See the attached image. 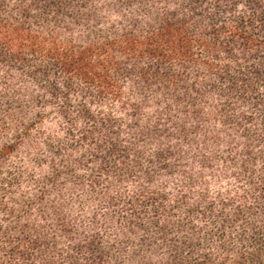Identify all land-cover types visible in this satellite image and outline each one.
<instances>
[{
	"label": "trees",
	"instance_id": "obj_1",
	"mask_svg": "<svg viewBox=\"0 0 264 264\" xmlns=\"http://www.w3.org/2000/svg\"><path fill=\"white\" fill-rule=\"evenodd\" d=\"M0 264H264V0H0Z\"/></svg>",
	"mask_w": 264,
	"mask_h": 264
}]
</instances>
